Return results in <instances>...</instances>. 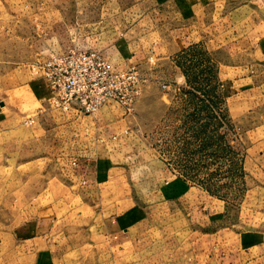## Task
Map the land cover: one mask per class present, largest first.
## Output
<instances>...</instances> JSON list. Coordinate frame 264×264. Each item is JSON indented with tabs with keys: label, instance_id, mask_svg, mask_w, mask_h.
I'll list each match as a JSON object with an SVG mask.
<instances>
[{
	"label": "rangeland",
	"instance_id": "374dc122",
	"mask_svg": "<svg viewBox=\"0 0 264 264\" xmlns=\"http://www.w3.org/2000/svg\"><path fill=\"white\" fill-rule=\"evenodd\" d=\"M155 2L0 0V226L24 223L68 195L70 160L93 154L103 174L110 157L117 166L102 183L100 205L126 212L98 226H56L67 263L119 264L124 252L121 260L146 264H203L207 256L264 264V0H210L199 10L203 37L184 51L159 62L151 49L138 63L121 64L116 38L142 30L137 21L153 30ZM70 47L136 64L135 100L92 113L53 106L33 64ZM182 71L186 81L178 78ZM118 133L124 136L113 139ZM190 186L203 203L190 198L188 215L178 196ZM7 240L0 238V264L11 257ZM21 244L11 252L17 264Z\"/></svg>",
	"mask_w": 264,
	"mask_h": 264
},
{
	"label": "crops",
	"instance_id": "0c3cea01",
	"mask_svg": "<svg viewBox=\"0 0 264 264\" xmlns=\"http://www.w3.org/2000/svg\"><path fill=\"white\" fill-rule=\"evenodd\" d=\"M209 1L156 0L154 3L156 5L155 8L149 10L148 13L150 20L147 18L153 30L148 31L139 21L135 24L138 28H142V30L138 31L135 35L129 36V31L122 30L114 42L116 58L121 64L138 63L139 60L144 58L148 50L149 52L152 51L151 49H154V54L159 59V62L168 60L166 57H175L180 51H184L190 43L196 39L198 40V38L194 40L197 35L203 37L202 20L204 19L199 15V10L206 7ZM164 27L167 29H164ZM133 38H137V48L132 46V44H135ZM176 66L180 69L178 65ZM178 78L186 81V76L183 71ZM184 85L185 83L181 82L173 86L176 90ZM126 133L128 132L125 131L124 134L126 135ZM123 136H120L118 133L114 135L113 139L117 137L122 138ZM74 160H76V163H74ZM74 160H70L69 164L71 168L66 171L63 179L68 188V195L66 194L57 198V200L53 201L55 203L52 202L51 205L49 203L42 205L38 213L30 216L24 223L8 224V226L6 225L7 227L0 226V238L4 239L6 236L8 238L7 248L8 253L11 255L9 257L10 259H5L9 261L8 264H17L16 259L13 257L16 256L18 241L22 242V246H19L24 251V259L20 260L19 264H69L64 257L66 249L62 255L61 250L58 249L62 242L59 238L55 239L56 236L54 237L53 230L56 226L57 229L59 227L60 229L75 228L79 220H86L87 222L86 225H83L84 223H78V225L83 226L82 228H85L84 226H98L97 224H100V222L112 219L126 212L124 211L126 208L117 210L116 213H113V211L108 212L106 209L110 205H100L104 191L102 183L105 181L108 182L110 169L117 167L113 165V158L110 157L112 167L108 168L106 175L103 174V162L99 156L91 154ZM173 184L178 187L183 186L181 182ZM195 188V186H190L187 190H184V194L181 193L178 196V199L185 201L186 204L184 207L189 209L187 212L188 215L191 214L193 211L192 208L195 207V203L190 198L194 196L196 200L198 198V192L193 193V195L190 193L192 191L194 192ZM1 200L2 197L0 198ZM197 201H200L201 205L203 198ZM111 209H113V206ZM53 216L56 218L55 220H61V222L52 224L50 220ZM33 218H35L34 222ZM3 250L5 253L4 247ZM11 252L14 254L13 257ZM123 254L124 252L120 253V257H118L120 259L119 264H146L142 258H136L131 261L121 260ZM202 260H204L203 264H213L214 262V264H224L221 260L209 258V256L202 258ZM160 263L168 264V261Z\"/></svg>",
	"mask_w": 264,
	"mask_h": 264
},
{
	"label": "built area",
	"instance_id": "2783aa9c",
	"mask_svg": "<svg viewBox=\"0 0 264 264\" xmlns=\"http://www.w3.org/2000/svg\"><path fill=\"white\" fill-rule=\"evenodd\" d=\"M33 70L46 79L52 105L64 111L92 113L109 102L129 105L141 91L136 64L119 66L97 48L51 50Z\"/></svg>",
	"mask_w": 264,
	"mask_h": 264
},
{
	"label": "trees",
	"instance_id": "16d2710c",
	"mask_svg": "<svg viewBox=\"0 0 264 264\" xmlns=\"http://www.w3.org/2000/svg\"><path fill=\"white\" fill-rule=\"evenodd\" d=\"M191 92V91H190Z\"/></svg>",
	"mask_w": 264,
	"mask_h": 264
}]
</instances>
